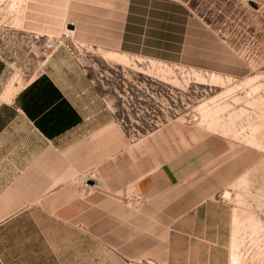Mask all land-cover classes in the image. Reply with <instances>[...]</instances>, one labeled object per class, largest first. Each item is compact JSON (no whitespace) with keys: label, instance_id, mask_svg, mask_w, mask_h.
Returning a JSON list of instances; mask_svg holds the SVG:
<instances>
[{"label":"rangeland","instance_id":"rangeland-1","mask_svg":"<svg viewBox=\"0 0 264 264\" xmlns=\"http://www.w3.org/2000/svg\"><path fill=\"white\" fill-rule=\"evenodd\" d=\"M48 39L57 47L44 51ZM64 41L74 55L63 51ZM56 55L73 67L86 101V128L71 141L109 123L120 131L92 154L91 169L78 155L64 190L83 200L107 192L117 173L126 179L129 171L131 182L194 143L214 142L230 182L220 195L234 214L230 244L221 243L215 260L264 264V0H0V129L22 128L16 106L27 114L20 97L38 82L53 98L39 120L74 112L43 73ZM40 220L24 218V249L55 238L56 256L24 250V264L55 257L60 264H156L124 259L64 223L38 234Z\"/></svg>","mask_w":264,"mask_h":264},{"label":"crops","instance_id":"crops-1","mask_svg":"<svg viewBox=\"0 0 264 264\" xmlns=\"http://www.w3.org/2000/svg\"><path fill=\"white\" fill-rule=\"evenodd\" d=\"M104 55L122 63L126 60L117 53ZM59 60L51 56L43 73L80 120L72 110H67L68 121L39 120V111L48 105L44 102L53 98L38 91L42 82L25 89L31 81L20 97L22 103L27 100V114L18 107L17 97L13 99L14 121L20 120L22 128L0 129V264H24V250L27 257L34 251L44 255L48 249L56 256L55 238L51 244H28L24 249V218L41 219L35 227L41 235L48 234L50 226L55 232L67 224L130 261L219 264L215 258L223 249L221 243L230 244L234 214L220 195L230 182L226 168L217 166L214 142L194 143L131 182L129 171L126 179L117 173L115 184H104L107 192L83 200L76 192L64 190L76 175L78 155L87 156L84 169H91L92 154L99 147L108 148L109 138H119L120 131L109 123L92 130L83 141H71L86 128V101L72 82L73 67ZM40 98H45L42 103L32 102ZM96 138L101 144H94ZM62 168L66 169L63 176ZM224 248L228 251L229 246ZM228 257L224 264H229ZM46 264H60V260L55 257Z\"/></svg>","mask_w":264,"mask_h":264},{"label":"built area","instance_id":"built-area-1","mask_svg":"<svg viewBox=\"0 0 264 264\" xmlns=\"http://www.w3.org/2000/svg\"><path fill=\"white\" fill-rule=\"evenodd\" d=\"M61 47L63 49H65V51L70 54V55H74V50L72 45L67 44L65 41L64 42H59ZM57 47V44L54 40H46L43 45L42 48L44 51H50V50H54Z\"/></svg>","mask_w":264,"mask_h":264},{"label":"bare ground","instance_id":"bare-ground-1","mask_svg":"<svg viewBox=\"0 0 264 264\" xmlns=\"http://www.w3.org/2000/svg\"><path fill=\"white\" fill-rule=\"evenodd\" d=\"M48 40H51V39H48Z\"/></svg>","mask_w":264,"mask_h":264}]
</instances>
